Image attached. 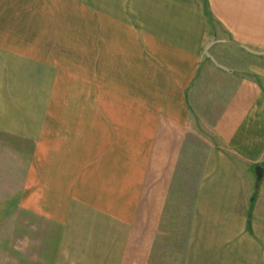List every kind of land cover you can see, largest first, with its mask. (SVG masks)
<instances>
[{"label": "crops", "instance_id": "obj_1", "mask_svg": "<svg viewBox=\"0 0 264 264\" xmlns=\"http://www.w3.org/2000/svg\"><path fill=\"white\" fill-rule=\"evenodd\" d=\"M0 133L50 264H264V0H0Z\"/></svg>", "mask_w": 264, "mask_h": 264}, {"label": "rangeland", "instance_id": "obj_2", "mask_svg": "<svg viewBox=\"0 0 264 264\" xmlns=\"http://www.w3.org/2000/svg\"><path fill=\"white\" fill-rule=\"evenodd\" d=\"M212 24L214 31L217 32L213 38L215 43L223 33V28L215 21ZM230 51L233 52L232 49ZM215 52L217 55L220 54L219 51ZM231 59L232 56L229 58L230 66H232ZM197 119L195 120L199 125L197 127L199 131L207 132L206 124L202 125ZM13 142L18 141L0 133V264H50L46 261L45 231L40 234V230L36 227V217L20 206V194L24 193L28 158L24 145ZM254 172L257 189L260 185L264 187V169L259 166ZM179 214L176 223L171 224L167 230L178 232L174 226L185 218L184 214ZM165 240L155 249L151 264H185L186 247L183 239L171 235V238Z\"/></svg>", "mask_w": 264, "mask_h": 264}]
</instances>
